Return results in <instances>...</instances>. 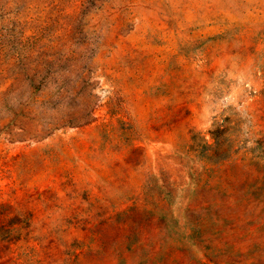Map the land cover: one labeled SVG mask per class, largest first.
I'll return each instance as SVG.
<instances>
[{
    "label": "rangeland",
    "instance_id": "1",
    "mask_svg": "<svg viewBox=\"0 0 264 264\" xmlns=\"http://www.w3.org/2000/svg\"><path fill=\"white\" fill-rule=\"evenodd\" d=\"M0 264H264V0H0Z\"/></svg>",
    "mask_w": 264,
    "mask_h": 264
}]
</instances>
